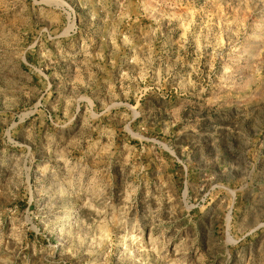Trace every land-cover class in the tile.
<instances>
[{
	"label": "rangeland",
	"instance_id": "1",
	"mask_svg": "<svg viewBox=\"0 0 264 264\" xmlns=\"http://www.w3.org/2000/svg\"><path fill=\"white\" fill-rule=\"evenodd\" d=\"M0 264H264V0H0Z\"/></svg>",
	"mask_w": 264,
	"mask_h": 264
}]
</instances>
